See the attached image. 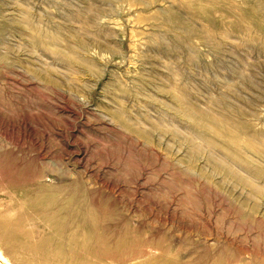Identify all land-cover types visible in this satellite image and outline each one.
Masks as SVG:
<instances>
[{
	"label": "rangeland",
	"instance_id": "1",
	"mask_svg": "<svg viewBox=\"0 0 264 264\" xmlns=\"http://www.w3.org/2000/svg\"><path fill=\"white\" fill-rule=\"evenodd\" d=\"M0 254L264 264V0H0Z\"/></svg>",
	"mask_w": 264,
	"mask_h": 264
},
{
	"label": "bare ground",
	"instance_id": "2",
	"mask_svg": "<svg viewBox=\"0 0 264 264\" xmlns=\"http://www.w3.org/2000/svg\"><path fill=\"white\" fill-rule=\"evenodd\" d=\"M184 112H186V111H184ZM65 228H66V226H65ZM68 228V227H67ZM99 228V227H98ZM95 228H93V230H94ZM64 230V229H63ZM68 230V229H67ZM88 231H90L89 229H88ZM65 233H66V230L64 231ZM63 232V233H64ZM94 233V232H93ZM89 238V237H88ZM90 239V238H89ZM115 239H116V237H115ZM118 239V238H117ZM88 241V240H87ZM90 241V240H89ZM88 241V244L90 243ZM85 242H86V240H85ZM116 243H114L113 245H114V250L112 251V255L114 256V259L116 260V261H114V262H121L122 260H124L123 259V255H124V253L126 252V250L127 249H131L130 248V245H132L131 244V242L130 241H128V240H126L124 237L123 238H119V240H117V241H115ZM84 244V243H83ZM91 244H92V242H91ZM90 245V244H89ZM94 245V244H93ZM92 245V246H93ZM102 245H104V243H102ZM84 246H85V244H84ZM88 246V245H87ZM99 246H100V244H99ZM95 247V246H94ZM109 246H107V248H108ZM90 248V247H89ZM101 248H103V247H101ZM109 248H111V247H109ZM109 248L107 249V250H109ZM106 249V248H105ZM112 249V248H111ZM90 250H92V248L90 249ZM87 251V250H86ZM106 251V250H105ZM104 251V252H105ZM92 252V251H91ZM93 252H94V249H93ZM92 252V253H93ZM98 252H99V250H98ZM102 253V252H101ZM129 253H131V252H129ZM135 253H137V252H135ZM98 254V253H97ZM100 254V253H99ZM132 254L133 253H131L130 255L132 256ZM93 255V254H92ZM127 255V254H126ZM0 256H1V254H0ZM95 257H96V255H94ZM102 256H104L103 254H102ZM113 256H112V258H113ZM129 256V255H128ZM97 257H98V255H97ZM100 257V256H99ZM127 258V257H126ZM107 259V258H106ZM109 259V258H108ZM127 261V260H126Z\"/></svg>",
	"mask_w": 264,
	"mask_h": 264
}]
</instances>
